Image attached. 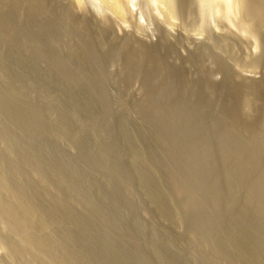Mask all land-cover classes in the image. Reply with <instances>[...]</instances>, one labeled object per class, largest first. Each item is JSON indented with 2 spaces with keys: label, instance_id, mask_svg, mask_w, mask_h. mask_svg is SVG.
I'll use <instances>...</instances> for the list:
<instances>
[{
  "label": "rangeland",
  "instance_id": "obj_1",
  "mask_svg": "<svg viewBox=\"0 0 264 264\" xmlns=\"http://www.w3.org/2000/svg\"><path fill=\"white\" fill-rule=\"evenodd\" d=\"M24 2L30 4L0 0V264H264V247L257 244L259 238L263 245L264 226L253 201L260 186L244 165L253 128L228 123L229 108L205 107L196 94L188 106L176 80L135 72L61 76L57 66L34 61L28 41L27 49L18 41L19 25L32 18ZM133 4L132 28L156 29L159 19H173L162 0ZM220 13H210L208 31L233 71H250L245 56L252 45L237 46L226 35L238 16ZM87 30L98 46L110 44L108 33ZM104 56H69L67 62L93 73L125 71L121 60ZM251 103L259 109V100Z\"/></svg>",
  "mask_w": 264,
  "mask_h": 264
},
{
  "label": "bare ground",
  "instance_id": "obj_2",
  "mask_svg": "<svg viewBox=\"0 0 264 264\" xmlns=\"http://www.w3.org/2000/svg\"><path fill=\"white\" fill-rule=\"evenodd\" d=\"M100 2L101 4L98 7L93 4L91 7L90 5L87 4L86 0H32V1L30 0V4H27V6L28 5L30 6L29 11L27 10L26 11L27 13L29 12L28 14L31 13L30 15L32 16V18L29 19L31 20V22L29 23L26 22V23H28L29 27L31 26L33 29L31 28V31L29 32V37L27 36L28 33L26 32V28L24 26L26 24L25 21L26 20L29 21L28 19L25 18L26 20H24L25 23L24 25L22 19L20 20L22 21L21 25L23 26L19 25L17 22L14 21H9V22H12L14 25L15 23L19 25V27L16 25L15 27L16 28L18 27V32H19L18 34H22L23 36L22 37L20 35L17 36L19 39L18 41L22 42L24 45L26 44L25 47H23L25 49H27L26 47L27 41L29 42L30 44L29 46L31 47V49L30 47L29 49L31 50V55L33 56L34 61L39 63L43 61L49 67H51V64L54 67L57 66L56 69L58 70L56 72L61 74V76L63 75L65 78L66 77H68V79L75 77L80 78L85 76L92 77L93 75L97 77L104 76L105 78L106 76L116 77L117 76L116 74L120 72L124 75L125 74L134 75L135 72L136 74L140 75V77L141 76L144 77L143 79H145L146 77V79L148 78L150 80L155 79L156 81L157 80H164L166 82H171V80L179 81V85H181L180 86L181 88L179 89L183 90L182 92L188 95V100L186 103L188 104V106L193 104L190 101L193 98V95L196 94L198 97L203 99L202 103L204 105H205L204 101L207 103L205 107L208 106L211 107L210 104L211 102L212 104L218 105L219 107L223 106L222 109H224L225 111L226 108H229L228 110L229 112H231L229 113V116L231 115L232 117H231V121L230 119H228L230 121L228 123H237L239 125L246 124V126L248 125L247 126L248 128H253L254 130L252 133H250V135H246L248 136V139H251L249 140V142L251 141V151L248 152L250 155L249 158L247 159V162H245L246 164L244 163V165L248 170H250L248 172L252 173L250 174L249 177L253 175L254 177L253 176L252 177L254 178V181L256 182V184L260 186L259 188L257 187L258 189L256 188V191L253 188V190L255 191L253 194L255 196V199L253 197L250 200L254 199L253 201L256 203L257 206L256 217L258 220L257 222H259L258 225L261 226L262 228V224L264 226V0H162L163 5H165L164 14H166L168 18H170V20L172 18L174 19L179 17V19H182L184 25L183 23L180 25H178L179 23L177 25L176 23L172 24L173 23L172 21H174L173 19L170 21L171 23L168 22L169 19L168 20L165 19L167 22L165 21L161 22L159 19L158 22L155 23L156 29H150V30L147 29L145 31L143 30L141 31V29L138 30L136 26L132 28L133 24L131 26L130 24L129 25L127 24L128 21L129 23H132L133 22L132 19L135 17V13L131 8L134 5L133 4L134 0H100ZM24 3H25V7H27L26 6L27 2ZM130 4L133 5L129 6ZM22 5L23 6H21V9H23L22 7H24V4ZM21 9H19V12L23 11ZM214 10L215 11L217 10L218 13H220L221 11H222L221 13H223V11L228 12V14L235 13L238 16L237 18L239 19L238 20L236 19L237 21L234 20L235 21L234 23H236V25L232 27L233 25L231 24L232 23L231 22L230 25L228 26L227 29L228 31L226 35L231 40L228 41L234 43L235 45L237 44V46H243L244 43H246L245 46L252 45L253 47L252 52L245 56L247 66L250 69V71L248 69L247 72L246 71L242 72L240 71L241 69L240 70L238 69L239 71L238 70L233 71L235 69L230 67L233 66V64L232 65L229 64L230 65L229 66L227 64L228 61H225L223 59L224 55L221 54L222 53L221 51L219 52L220 44L218 43V40H215L214 39L215 37L213 38V35L210 34L211 32L208 31L209 28H207L208 23H210L209 21L212 19V17H210L211 19H209L208 21V17L210 13H213ZM20 14L21 13H19V15ZM224 14L226 15L227 13ZM22 16L23 15H21V17ZM117 21L119 22L117 23ZM119 23L121 24L123 23L124 25H120L118 27ZM185 23L187 27H185ZM9 24L12 25L11 23ZM28 24L26 26H28ZM10 25L8 27H10ZM211 25L208 26L210 27ZM219 25L221 24L219 23ZM188 26L190 27V29L192 28L196 29L198 33H196V31H194L196 34L189 33L187 31L188 29H186L188 28ZM88 28H90V30L91 28L92 29L94 28L95 31L97 30L98 34H100L101 36H103V34L105 33H108L109 37L107 39H111V41L109 40L110 44H107L108 46L106 47L104 45L102 46V44H104L105 42L100 41V44L102 43L101 46H98L96 42H95L96 44L92 42L94 40L93 36H90L92 38H89V36H87L89 34L87 30ZM216 28L218 29V27ZM151 30L152 31L155 30V33H153ZM86 31L88 32V34L85 33ZM7 33L11 34L8 31ZM216 33L218 34V32ZM221 33L223 32L221 31ZM12 34H14V37L17 39V37L15 36V32H13V30H12ZM221 35L224 36V34ZM24 36H26V38ZM16 41L17 40H15L14 42ZM18 44L16 43L15 45L18 46ZM20 45L23 46L21 43ZM49 48H51L50 51H48ZM73 55L88 56V57L89 55L91 56L97 55V58L103 57V55H105L104 58L115 57L121 60L120 62L121 66L125 65L123 67L125 68L126 72L124 71V69L118 68L119 69L118 71L117 69L114 70L115 68L111 70L112 69L111 68L104 72L101 70L100 72L95 71V73H93L92 70L91 72H89L88 70L79 69V67L76 66L77 64L75 65L76 67H73V69H71L73 61L69 63L67 62V58L70 59L69 56L76 58ZM224 58H228V56ZM231 62L233 63V60ZM243 63L241 64L242 66H244ZM67 64H69L68 66H70V69L69 68L67 69ZM127 64L131 66L129 70ZM80 65L82 66V64H79V66ZM241 65L238 68H242ZM52 69L54 68L52 67ZM85 78L87 79V77ZM164 85L165 83L161 88H163ZM141 97L143 96L141 95ZM253 99L259 100V109L256 111L253 107L254 105L251 103V100ZM177 104L178 103H176L175 105ZM198 105L203 108L202 104L198 103ZM218 106L215 108H218ZM213 107L214 106H212V108ZM188 109L191 108L188 107ZM219 116L222 118L223 116L226 115L220 113ZM219 116H216L218 120L220 118ZM201 119H203V117ZM206 121L207 124L209 119L208 120L206 119ZM211 121L212 120L209 121L210 125H214L212 124L213 121L212 122ZM248 130H246L247 134H248ZM245 134L246 133L244 132V135ZM243 156L245 157V155ZM237 160L239 161V159ZM253 187H255V184ZM258 240H257V244L258 246H261L262 249L264 247V242L263 245H261L262 241L259 242ZM205 244L207 243L205 242ZM263 252H264V248H263ZM257 264L259 263L257 262Z\"/></svg>",
  "mask_w": 264,
  "mask_h": 264
}]
</instances>
